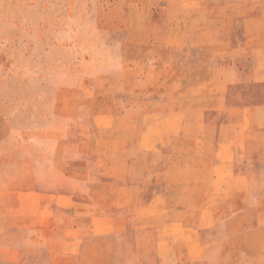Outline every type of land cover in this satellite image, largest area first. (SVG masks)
Masks as SVG:
<instances>
[{
  "label": "rangeland",
  "instance_id": "obj_1",
  "mask_svg": "<svg viewBox=\"0 0 264 264\" xmlns=\"http://www.w3.org/2000/svg\"><path fill=\"white\" fill-rule=\"evenodd\" d=\"M0 264H264V0H0Z\"/></svg>",
  "mask_w": 264,
  "mask_h": 264
}]
</instances>
